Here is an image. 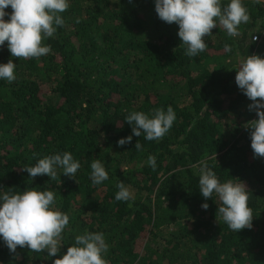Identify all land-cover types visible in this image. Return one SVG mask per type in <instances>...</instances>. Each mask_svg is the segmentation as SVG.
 Here are the masks:
<instances>
[{"label": "trees", "instance_id": "16d2710c", "mask_svg": "<svg viewBox=\"0 0 264 264\" xmlns=\"http://www.w3.org/2000/svg\"><path fill=\"white\" fill-rule=\"evenodd\" d=\"M243 3L250 20L240 35L213 28L204 37L208 48L193 58L154 0H70L65 25L44 41L49 54L19 59L7 41L0 47V63L17 64L15 81L0 80V191L52 190L70 216L56 257L19 246L11 253L0 241V264H52L85 231L105 234L108 264H264V158H254L246 127L258 116L233 69L247 55L264 57V0ZM168 106L177 119L166 135L118 145L132 135L131 111ZM64 151L81 163L76 178L59 169L55 179L31 178L23 170ZM94 159L109 174L100 185L90 180ZM202 160L221 182L245 183L251 228L230 230L217 214L218 198L202 197ZM121 181L134 200H115Z\"/></svg>", "mask_w": 264, "mask_h": 264}, {"label": "clouds", "instance_id": "9594fccd", "mask_svg": "<svg viewBox=\"0 0 264 264\" xmlns=\"http://www.w3.org/2000/svg\"><path fill=\"white\" fill-rule=\"evenodd\" d=\"M154 4L159 19L178 25L177 35L187 46L185 55L192 58L208 48L204 37L211 36L213 28H222L227 36L237 37L239 26L250 20L243 0H229L226 6H222V0H154ZM69 6L70 0H0V47L7 41L11 56L19 59L49 54L51 45L44 41L53 37L58 27L65 25L61 14ZM9 7L11 12L7 11ZM231 50L226 44L225 51ZM16 67L12 59L0 63V80L15 81ZM233 69H236V85L252 102L248 105L249 110H254L258 116L246 125L251 130L253 156L264 158V57L247 55ZM176 119L171 106L152 113L131 111L125 121L132 126V135L120 138L117 143L123 146L131 143L133 136L142 135L148 141L159 140L169 132ZM135 148L141 150L142 145L137 142ZM147 164L155 170L156 157L149 155ZM90 167L93 185L108 180L109 174L99 159H94ZM80 168V161L71 152L64 151L39 158L35 164L25 165L23 170L31 178L47 175L55 179L58 169L63 175L76 178ZM198 175L199 192L205 200L218 198L217 214L230 230L237 232L252 227L253 212L248 206L249 191L244 182L234 178L221 182L206 160L199 162ZM117 188L116 201L134 200L130 187L124 182L118 183ZM208 207L206 202L201 204L204 210ZM69 222L70 216L59 209L52 190L32 187L22 192L0 191V241L11 253L19 246L35 253L46 250L47 257H56ZM109 247L103 232L85 231L75 236L74 243L52 264H108L105 256Z\"/></svg>", "mask_w": 264, "mask_h": 264}]
</instances>
